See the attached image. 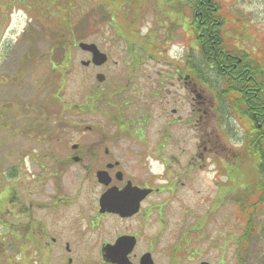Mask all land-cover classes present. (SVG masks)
Returning a JSON list of instances; mask_svg holds the SVG:
<instances>
[{
    "label": "flooded vegetation",
    "instance_id": "1",
    "mask_svg": "<svg viewBox=\"0 0 264 264\" xmlns=\"http://www.w3.org/2000/svg\"><path fill=\"white\" fill-rule=\"evenodd\" d=\"M134 47L124 55L132 76L124 87H110L115 98L108 102V88L97 86L85 103V114L76 108L71 111L72 117L84 120L99 115L105 128L95 122L69 130L23 126L27 116L16 121L20 131L9 136L7 148L11 142L23 145L24 139L31 147L7 151L5 176L0 180V264H141L146 255L154 264L186 260L216 264L196 258L205 250L210 254L216 249L202 248L204 227H187L182 194L193 188L191 181L212 157L211 152L222 150L220 133L227 126L221 123L224 119L212 125L206 138L201 135L197 149L189 151L187 120L181 116V110L187 109L188 94L196 123L202 126L214 103L207 96H201L200 102L193 99L199 95V85L187 77L185 56L174 68L180 91L173 98L178 108L173 114L180 113L161 130L153 131L150 114L159 110L157 99L159 104L169 102L172 76L163 79L159 90L149 81L132 80L148 76L156 63L170 68L173 63L170 58L163 60L166 64L157 62L154 43L147 35ZM103 51L108 62L94 69L109 71L111 64L118 66L110 60L111 49L103 46ZM212 51L216 59L222 56V52ZM244 59L229 52L221 57L218 72L227 75L230 93L248 106V116L261 129L264 65L250 56ZM51 107L55 110V105ZM129 108L131 117L127 116ZM137 113L144 115L138 117ZM200 131L202 134L203 128ZM214 213L207 211L208 215Z\"/></svg>",
    "mask_w": 264,
    "mask_h": 264
},
{
    "label": "rangeland",
    "instance_id": "2",
    "mask_svg": "<svg viewBox=\"0 0 264 264\" xmlns=\"http://www.w3.org/2000/svg\"><path fill=\"white\" fill-rule=\"evenodd\" d=\"M4 1L9 2L11 0ZM53 1L55 0H36L35 5H32L33 2L27 0L25 6L13 1V5L3 6V8L0 5V10L3 11L0 14V171L2 172L6 168L7 151L14 152L21 148L19 146L31 147L28 140L24 139L23 145L11 142L7 148L9 136L17 130L20 131V129H14L10 126L9 123H12L10 121L12 117L14 120L19 121L23 119L22 114L29 117L28 115L31 113L35 117L27 118L23 126L41 125L45 129L51 126L54 127V125L60 127V124L71 127L70 123H83L85 126H93L92 123L94 122L100 123L105 128L106 124L100 117H95L94 120H84L70 117L68 114L61 115L60 101H58V106L56 101V116L49 115V112L52 111L47 110L52 102L50 99L53 93L57 91V86L53 83L54 80L58 82L62 77L66 80L64 90L61 91L58 88L59 93L56 92L57 94L54 97L57 98L58 95V98L64 101L65 104L67 103L68 106L82 105L85 95L90 91L88 89L91 86L94 89L96 86V73L94 74L91 69H85L80 64L81 61H86V59L77 47L74 48V43L78 42L77 40L83 39L85 42H95L101 47L105 46L111 49L109 51L111 59L113 62H117L118 66L112 64L110 70L107 71L109 84H125L127 79L132 76L128 70V63L125 62L124 58V55L127 56V51L133 52L131 39L126 34L128 27L129 34L132 37H137L139 35L138 31L142 27L143 34L153 32L152 38L156 46L164 44L166 34L172 32L176 37L169 40L168 43H172V45L166 47L169 48V52L173 57L183 55L186 49L183 38L187 37L189 31H183L182 27L180 28L179 19L184 20L183 16L185 22L192 17H190L189 9L181 8L180 5L182 4L180 2L183 0H174V2L171 0H73L67 10L62 9L59 12L50 7ZM220 2L225 4V13H227V34L234 36L244 34L246 40L242 41L243 46H247L250 51H257L259 58L264 62V0H221ZM98 5H105L111 10L109 20L112 24H117V18L119 19L121 16L131 19L129 23L117 25L119 28L117 35L129 41V45L125 41L115 40L113 36L115 31L113 32L109 26L111 25L109 21H101L103 15ZM119 5H123L126 9V11H122L121 16L117 15ZM148 5L155 6L148 10ZM105 11V9H102L103 14ZM32 16L37 18L32 19ZM40 16L42 21L39 20L41 19ZM64 17L70 20L69 24L64 22ZM2 22L4 23L2 24ZM187 22L189 23V20ZM193 45L194 43L191 42L190 46ZM62 51L67 52L65 54L66 58ZM28 57H30V60H28ZM70 57L71 61L68 62ZM62 62L64 63L63 66L68 65L67 69L62 70V72L54 71V69H57L56 63ZM179 65L180 62H176V66ZM122 67L124 69L121 71ZM171 72L169 68H163L156 63L154 69L149 71L148 76L132 80L142 84L149 81V84L156 85L154 90H159V82L163 80L161 73L172 76L170 79L173 83L170 88L172 95L168 99L169 102L159 104L157 99L155 105L159 106V110L155 109L150 114L153 120V131L161 130L166 122L174 117L177 118L180 113L173 114V109L177 108L174 105L173 98L180 89L177 85L179 82L178 77L174 75V72ZM190 107H192L191 99L187 98L185 108L190 109ZM187 109L181 110V114L183 113L189 118L190 111L188 112ZM140 114L137 113L138 117ZM127 116H132L131 108H129ZM13 123V126H18V123L14 121ZM233 126L239 130L232 141L231 148L241 149L238 147L243 138V130L237 122ZM197 131L193 127H187L185 134L187 135L189 151H193L196 146ZM219 161L221 162L222 159ZM212 163H214L213 159L207 171L199 172L196 182L191 181V187L193 188L184 191L182 194L184 201L199 211L206 209L203 199L211 191L214 192L212 183H214L216 177L214 167L217 164L211 165ZM233 171H235V174ZM230 172H232V175L229 184L226 185L227 180L225 179L223 181L224 185L221 187L226 193L235 195L236 191L246 189L249 183L255 181L257 176V159L255 155L245 152ZM234 175L238 176L237 181L234 179ZM240 177L247 179V182L243 183ZM227 212L230 219L227 218ZM204 218L205 216L200 217L193 227L199 226ZM193 220V218H188L191 223ZM259 221V232L255 244L251 252L245 253V256H243L248 259V264H264V210ZM240 229L241 220L236 208L231 206L230 208H223L213 233L214 238H219L217 241L218 246H211L210 250H216L206 257L216 264L224 257L228 264H233L234 262L231 259L234 257L236 238L231 239V233H235L237 237ZM228 232L230 234H227Z\"/></svg>",
    "mask_w": 264,
    "mask_h": 264
},
{
    "label": "trees",
    "instance_id": "3",
    "mask_svg": "<svg viewBox=\"0 0 264 264\" xmlns=\"http://www.w3.org/2000/svg\"><path fill=\"white\" fill-rule=\"evenodd\" d=\"M30 2H34L32 3V5H35V0H29ZM61 0H55L53 1V4H55L57 6V8L59 9H63L64 8V5H61ZM11 1H4V0H0V5H2L1 7H3V5H11ZM14 2H21V3H24L25 0H15ZM67 4L70 2V0H66ZM188 3L189 5H204V9H203V19L204 21H207L205 23V31L203 33V43L205 44L206 42V51L207 50H211L208 48V45L209 44H213V49H218V50H221V39H222V35H221V32L216 34V33H213L215 39L211 40V38L209 37V35L212 33V30H207L209 28V26L211 24H213L211 18H212V15L210 13H207L206 12V8H207V5L209 4L208 3V0H188ZM212 5V4H210ZM210 7V6H209ZM214 42V43H213ZM218 45V47H217ZM251 147H252V150L253 152H255L258 156L261 157V160H260V165H259V170L263 176V180H261L258 184V190L261 192V197L259 198V201L258 203L261 204L263 203V200H264V133H261V132H258V135L252 139V142L250 143ZM250 225H251V232H247V236L248 237H251L253 236L254 234V225H253V218L250 222ZM251 234V235H250Z\"/></svg>",
    "mask_w": 264,
    "mask_h": 264
},
{
    "label": "water",
    "instance_id": "4",
    "mask_svg": "<svg viewBox=\"0 0 264 264\" xmlns=\"http://www.w3.org/2000/svg\"><path fill=\"white\" fill-rule=\"evenodd\" d=\"M81 48L83 50H90L94 54V60L97 64H101L105 60V56L101 55L98 51L97 48L94 45H85L81 44Z\"/></svg>",
    "mask_w": 264,
    "mask_h": 264
}]
</instances>
